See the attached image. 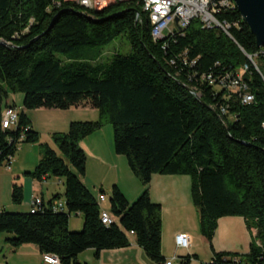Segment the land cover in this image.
<instances>
[{"label":"trees","instance_id":"16d2710c","mask_svg":"<svg viewBox=\"0 0 264 264\" xmlns=\"http://www.w3.org/2000/svg\"><path fill=\"white\" fill-rule=\"evenodd\" d=\"M137 13L135 3L117 2L94 14L62 0H0V42L11 46L0 45V167L21 146L39 141L31 111L84 105L98 113L96 122H72L66 133L53 134L56 150L41 147L27 175L61 181L63 193L47 203L36 198L27 213L0 210V235L12 248L33 245L60 264H84L77 258L87 250L97 259L101 252L127 248L133 236L151 261L164 264L161 205L150 199L148 186L154 175L187 176L200 236L210 243L209 264H264V56L253 57L264 46L256 48L236 10L215 14L230 26L229 37L195 20L158 41L145 16L136 22ZM120 38L129 52L102 62L103 47ZM244 64L246 91L233 90L229 84ZM16 93L23 95L18 123L3 129L2 113L16 110L9 103ZM243 93L253 100L243 104ZM106 124L114 154L142 186L132 202L112 187L108 226L101 223L98 200L81 182L86 154L80 147ZM22 200L21 186L13 184L12 204ZM72 215L82 219L80 232L69 229ZM225 217H243L254 231L247 253L212 248L218 220ZM196 258L177 259L191 264Z\"/></svg>","mask_w":264,"mask_h":264},{"label":"crops","instance_id":"0c3cea01","mask_svg":"<svg viewBox=\"0 0 264 264\" xmlns=\"http://www.w3.org/2000/svg\"><path fill=\"white\" fill-rule=\"evenodd\" d=\"M17 95H12L9 103L13 104L16 111ZM19 98V97H18ZM36 114V116H33ZM32 128L43 135L51 136L53 134L66 133L72 122H96L98 113L88 106L70 108L66 111L54 110H36L28 113ZM103 130V129H102ZM98 131L85 138L80 147L86 154L85 175L81 178L83 185L89 190L99 189L104 192L110 191L114 185L124 194L128 202L134 201L142 191L140 182L132 175L127 167L123 157L115 155L113 151L112 139ZM41 138V137H40ZM41 141V139H40ZM41 152L35 149V146H21L18 152L10 162V169L5 166L0 167V210L5 209L11 202V191L13 184L21 186L23 192L24 208H28L34 198H40L47 203L53 195L63 193L62 182L56 179L45 177L38 181L28 176L32 173L39 160ZM90 191V190H89ZM150 199L154 203L161 205V253L165 260L176 258L173 264H178L179 256H183L177 251L175 237L177 235H186L189 237L190 245L186 255H195V243L200 241V233L193 231L189 223L195 216L194 205L191 198V180L187 176H162L154 175L148 186ZM91 192V191H90ZM101 195V193H100ZM96 198L99 202V197ZM105 201L99 202L101 210L109 211V204L106 207ZM104 203V204H103ZM80 218V217H76ZM79 227L82 225L79 219ZM74 227L77 221H74ZM197 224V223H196ZM70 229V227H69ZM74 228H72L73 230ZM71 230V229H70ZM202 238V237H201ZM130 245L127 248L104 251L99 257H94L92 250H87L78 256V262L84 264H155L151 261L143 250L136 245L133 236L129 239ZM236 248H222L217 252L239 253ZM198 256L196 261H198ZM195 261H191L193 264ZM0 264H44L42 254L37 247L33 245H22L18 248H12L6 243V238L0 235Z\"/></svg>","mask_w":264,"mask_h":264},{"label":"built area","instance_id":"2783aa9c","mask_svg":"<svg viewBox=\"0 0 264 264\" xmlns=\"http://www.w3.org/2000/svg\"><path fill=\"white\" fill-rule=\"evenodd\" d=\"M72 3L87 12L101 11L114 3H135L140 8L141 13H137L135 20L142 22V16H145L150 28V35L153 41L163 40L173 32L187 28L192 21H199L203 29L217 28L229 37L230 26L216 20L215 14L219 9L235 10L232 0H62ZM177 21V22H176ZM244 54V53H243ZM245 57L253 63V58L244 54ZM264 56V51L254 55ZM248 70L246 64L237 71L235 78L229 84V87L236 91H246L241 81ZM231 79V78H230ZM242 103L248 104L253 98L248 93H243ZM18 123V112L15 109L7 108L2 113L1 126L3 129L15 128ZM10 162L5 165L10 169ZM34 198L31 204L34 203ZM39 202L38 199H36ZM105 201L103 196L99 197V202ZM61 207V205H60ZM100 220L103 225H110L112 220L108 212L101 210ZM132 235V233H131ZM177 249H188L190 245L189 237L186 235H177L175 237ZM176 258L166 260L164 264H173ZM44 264H60L59 260L51 255H42Z\"/></svg>","mask_w":264,"mask_h":264},{"label":"rangeland","instance_id":"374dc122","mask_svg":"<svg viewBox=\"0 0 264 264\" xmlns=\"http://www.w3.org/2000/svg\"><path fill=\"white\" fill-rule=\"evenodd\" d=\"M129 46L127 44V42L125 41V39L120 38L116 41H113L112 43L106 45L103 47L102 51H101V61L105 62L107 61L113 54L119 53V54H127L129 52ZM17 95V100H16V105L17 108L21 109L20 107V100H23V95L21 93H16ZM19 97V98H18ZM33 116H36V114H34ZM29 117V116H28ZM37 117V116H36ZM103 129V130H102ZM100 130H102L101 132L104 133L105 135L102 137H106L109 140L112 139V127L109 124L104 125ZM41 137V141L39 139L38 142L31 144L32 146H35V149L37 151H41V147L44 145H48L49 147H51L53 150H56L55 145L53 144V135L49 136L46 135V132L43 131V135L39 136ZM30 144L24 145V146H28ZM125 160V159H124ZM63 189V188H61ZM89 190L91 191L92 195L94 197H98L100 195V193L98 192L99 189H95L94 191H92L93 189H91L89 187ZM106 202H105V206L107 207L109 202H108V198H109V194L110 191L106 192ZM24 201L22 200L21 205H14L12 203H10V205L8 207L5 208L6 212L9 213H27L28 212V208H24ZM104 204V203H103ZM194 207V206H193ZM194 209H196L194 207ZM195 216L193 218L192 221H190V216H189V221L186 223H189V227L193 228L194 232H197V234L199 235V217H198V213L196 210H194ZM79 219L80 218H76L74 215H72L69 219V227L72 230V228H74L73 230L79 231L82 229V225L79 227ZM74 221H77V226L74 227ZM82 221V219H81ZM197 223V224H196ZM253 233L254 231H249L245 222V219L243 217H225V218H221L218 220V225H217V229L215 231L214 237L212 239L211 245L212 248L217 252V250L222 249V248H236L238 250H244V251H239V254H245L248 252L249 249V245L251 243V240L253 238ZM3 236H5L4 234H2ZM195 249H196V254L198 256V261L193 260L195 262H193V264H209L210 259L212 257V251H211V247H210V243H208L207 241L203 240L200 237V241L195 243ZM178 253H181L183 256H185L187 254V250L185 249H179L177 251Z\"/></svg>","mask_w":264,"mask_h":264},{"label":"water","instance_id":"95a60500","mask_svg":"<svg viewBox=\"0 0 264 264\" xmlns=\"http://www.w3.org/2000/svg\"><path fill=\"white\" fill-rule=\"evenodd\" d=\"M232 2L243 23L249 28V31L253 35L256 48H262L264 46V0H232ZM79 8L81 9L82 7ZM99 12L100 11H95L94 14H98ZM53 23L54 21L51 25H53ZM0 45L7 48L11 47L5 42H0ZM182 87L200 102V98L191 89L183 85ZM208 109L211 110L209 107Z\"/></svg>","mask_w":264,"mask_h":264}]
</instances>
